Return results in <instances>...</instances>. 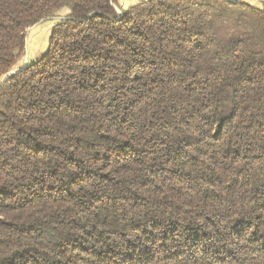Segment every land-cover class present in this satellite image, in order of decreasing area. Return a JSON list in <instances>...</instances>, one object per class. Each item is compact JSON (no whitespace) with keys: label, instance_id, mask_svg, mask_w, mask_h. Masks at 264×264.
<instances>
[{"label":"trees","instance_id":"obj_1","mask_svg":"<svg viewBox=\"0 0 264 264\" xmlns=\"http://www.w3.org/2000/svg\"><path fill=\"white\" fill-rule=\"evenodd\" d=\"M0 0V264H264V0Z\"/></svg>","mask_w":264,"mask_h":264},{"label":"rangeland","instance_id":"obj_2","mask_svg":"<svg viewBox=\"0 0 264 264\" xmlns=\"http://www.w3.org/2000/svg\"><path fill=\"white\" fill-rule=\"evenodd\" d=\"M248 3V0H243ZM120 3L121 0H118ZM251 4V3H249ZM254 6V4H251ZM119 6V4H118ZM256 7H262V2L255 5ZM60 16L66 17L68 15L67 10L61 11ZM59 16V17H60ZM58 20H46L41 22L37 27L30 30L27 36V48L24 51V56L19 60L17 65L27 63V65L36 62L46 53L49 44V38L52 27L57 23ZM16 65V66H17Z\"/></svg>","mask_w":264,"mask_h":264},{"label":"water","instance_id":"obj_3","mask_svg":"<svg viewBox=\"0 0 264 264\" xmlns=\"http://www.w3.org/2000/svg\"><path fill=\"white\" fill-rule=\"evenodd\" d=\"M61 17L59 16H54V17H49L48 19L46 20H60ZM44 20V21H46ZM43 22V21H42ZM41 23V22H40ZM40 23L36 24L35 26H33L32 28H30L28 31H27V36H28V32L32 29H34L35 27H37ZM27 39H26V47H25V50L27 48ZM28 67L27 63H23L22 65H17L15 66L5 77H3L1 80H0V86H3L11 77L17 75L18 73H20L21 71H23L24 69H26Z\"/></svg>","mask_w":264,"mask_h":264},{"label":"crops","instance_id":"obj_4","mask_svg":"<svg viewBox=\"0 0 264 264\" xmlns=\"http://www.w3.org/2000/svg\"><path fill=\"white\" fill-rule=\"evenodd\" d=\"M142 1H146V0H121L120 3L118 1H117V3L123 9H127V8H129V7L133 6V5H136L137 3H140ZM247 2L251 3V4H254V6H255L257 4H260L262 2V0H248Z\"/></svg>","mask_w":264,"mask_h":264}]
</instances>
